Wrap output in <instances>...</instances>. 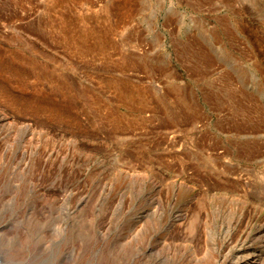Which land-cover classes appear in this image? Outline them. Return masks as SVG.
Listing matches in <instances>:
<instances>
[{"label":"rangeland","instance_id":"obj_1","mask_svg":"<svg viewBox=\"0 0 264 264\" xmlns=\"http://www.w3.org/2000/svg\"><path fill=\"white\" fill-rule=\"evenodd\" d=\"M248 258L264 0H0V264Z\"/></svg>","mask_w":264,"mask_h":264},{"label":"bare ground","instance_id":"obj_2","mask_svg":"<svg viewBox=\"0 0 264 264\" xmlns=\"http://www.w3.org/2000/svg\"><path fill=\"white\" fill-rule=\"evenodd\" d=\"M260 257H261L260 254H258V258H260ZM258 258H256V260H257ZM249 259H251V258H248V259H242V260H241V264H251V263L249 262Z\"/></svg>","mask_w":264,"mask_h":264}]
</instances>
